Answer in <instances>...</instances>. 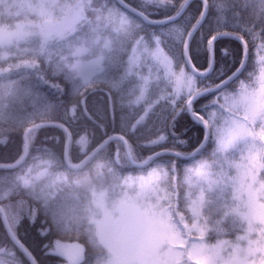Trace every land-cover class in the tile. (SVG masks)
<instances>
[{"label": "snow or ice", "instance_id": "obj_1", "mask_svg": "<svg viewBox=\"0 0 264 264\" xmlns=\"http://www.w3.org/2000/svg\"><path fill=\"white\" fill-rule=\"evenodd\" d=\"M0 264H264V0H0Z\"/></svg>", "mask_w": 264, "mask_h": 264}, {"label": "trees", "instance_id": "obj_2", "mask_svg": "<svg viewBox=\"0 0 264 264\" xmlns=\"http://www.w3.org/2000/svg\"><path fill=\"white\" fill-rule=\"evenodd\" d=\"M238 42L237 41H231L229 38H221L220 40L217 41V55L221 62L227 63L228 58L224 57L221 53V49L223 47H227L229 44H232L235 46ZM197 62L203 65L204 61L201 59V54L197 53ZM253 65L254 67L250 68V71H254L256 76L258 77L260 72H259V64L258 60L255 58V50H253ZM186 126L188 128V131L184 133V137L189 139V145H188V150H192L195 148L198 144V141L201 139L200 132L198 130V126H194V123L191 121V117L187 118L186 121ZM183 131V129H180ZM127 174H133L136 175L138 173H127ZM22 238L26 244H28L30 247L33 248V251L35 254L42 260V261H48L49 258L44 257L43 252H42V245H38L35 241V234L34 232H25L24 230L21 231Z\"/></svg>", "mask_w": 264, "mask_h": 264}, {"label": "rangeland", "instance_id": "obj_3", "mask_svg": "<svg viewBox=\"0 0 264 264\" xmlns=\"http://www.w3.org/2000/svg\"><path fill=\"white\" fill-rule=\"evenodd\" d=\"M208 235L209 234H206V238H208ZM211 237H212V239H211V242H215V235L214 234H211ZM224 239H233V237L232 236H224L223 237Z\"/></svg>", "mask_w": 264, "mask_h": 264}, {"label": "water", "instance_id": "obj_4", "mask_svg": "<svg viewBox=\"0 0 264 264\" xmlns=\"http://www.w3.org/2000/svg\"><path fill=\"white\" fill-rule=\"evenodd\" d=\"M69 242H71V241H69Z\"/></svg>", "mask_w": 264, "mask_h": 264}]
</instances>
